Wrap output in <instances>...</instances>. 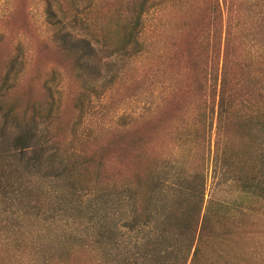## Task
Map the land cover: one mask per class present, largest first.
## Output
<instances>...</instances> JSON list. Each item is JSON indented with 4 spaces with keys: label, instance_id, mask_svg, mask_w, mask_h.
I'll return each instance as SVG.
<instances>
[{
    "label": "rangeland",
    "instance_id": "rangeland-1",
    "mask_svg": "<svg viewBox=\"0 0 264 264\" xmlns=\"http://www.w3.org/2000/svg\"><path fill=\"white\" fill-rule=\"evenodd\" d=\"M74 1L83 9L89 5L88 0H0V87L7 78L10 87L2 106H14L19 122L31 116L32 108L44 115L52 106L60 149L74 156L71 152L84 151L90 158L88 177L99 175L108 194L71 197L57 162L43 159L27 169L32 156L27 155L15 163L20 177L2 178L30 183L34 191L3 199L0 190V264H100L102 259V264H118V221L125 218L118 204V168L131 167L139 157L147 164L177 157L190 172L204 145L205 203L240 197L231 176L218 174L214 163L217 113L209 74L217 62L211 65L208 8L217 0H153L138 44L106 57L97 72L78 70L58 41L54 23L71 28ZM97 2L91 14L86 10L80 16L115 48L124 34L117 24L126 22L137 0ZM234 2L241 5L247 44H234L246 67L233 66L231 72L245 80L246 91L257 93L264 89V0ZM49 8L55 18L47 15ZM48 84L54 86L51 94ZM241 115L236 110L229 122L240 155L254 139L239 128ZM3 125L0 114V133ZM12 128L4 140L12 139ZM239 199V213L219 225L205 247L208 264H264V201ZM42 206L45 215L39 213ZM95 236L106 238L100 248L83 247Z\"/></svg>",
    "mask_w": 264,
    "mask_h": 264
},
{
    "label": "trees",
    "instance_id": "trees-1",
    "mask_svg": "<svg viewBox=\"0 0 264 264\" xmlns=\"http://www.w3.org/2000/svg\"><path fill=\"white\" fill-rule=\"evenodd\" d=\"M88 1L89 5L85 9L80 8L76 1L73 2L74 16L69 22L70 29L64 28L62 21L54 24L58 28L60 47L74 57L77 69L80 67L97 72L99 64L106 57L123 54L131 45L138 44L143 17L152 7L153 0H137L130 7L126 22L122 26L117 24L120 29L123 27L124 34L115 48L108 37H99L98 32L92 31L89 20L80 16L86 10V14H91L99 5L97 0ZM240 7L234 0H217L208 8L213 49L210 46L212 51L210 48L207 51L212 52L211 65L217 62V68L213 70L211 67L209 74L215 87L213 112L217 113L214 163L218 174L222 172L231 176L238 197L247 196L264 201V89H257V93L246 91L245 80L236 79L231 72L233 66L238 70H242V66L246 67L234 49V44L238 47L247 44V36L244 35L247 31L245 23L241 22L243 17L239 12ZM47 15L56 17L52 8L48 9ZM8 81L7 78L0 87V114L4 121L0 133V190L3 199H9L11 195L12 198L26 197L23 193L34 191L30 183L17 185L12 180L2 179L20 177H17L20 169L15 163L22 162L30 154L32 156L27 162V169L37 167L43 159L52 164L58 163V177L66 182L71 197L108 194L104 192L99 175L88 177L90 158L84 151L71 152L74 156L60 149L54 134L55 115L52 106L48 107L44 115L32 108L31 116L21 122L16 118L14 106H2L5 92L10 88L6 86ZM53 87L51 84L47 86L50 94ZM236 110L242 113L239 128L247 136L254 135L252 144L249 142L245 153L241 155L236 152L229 133V122ZM9 128L13 130L12 139L6 141L4 136ZM203 149L201 159L196 161L190 172L184 169V163L177 157L161 164H147L139 157V161L131 167L118 168V204L124 208L125 214L123 221H118V264H208L209 255L205 253L207 243L216 238L221 225L233 219L235 211L239 213L242 198L234 201L212 199L205 203L204 145ZM39 198L42 201L44 196L39 194ZM45 208L42 206L40 209L41 215L46 214L45 210L48 211ZM95 237L83 247L91 250L95 247L97 250L106 241V238L101 240L99 236ZM107 240L109 242L110 239ZM100 261V264L106 263L104 259Z\"/></svg>",
    "mask_w": 264,
    "mask_h": 264
}]
</instances>
